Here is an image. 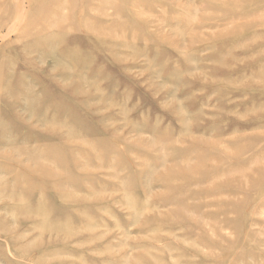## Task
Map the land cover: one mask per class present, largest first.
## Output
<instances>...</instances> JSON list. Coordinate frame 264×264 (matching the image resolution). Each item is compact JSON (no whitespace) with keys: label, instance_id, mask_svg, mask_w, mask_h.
I'll list each match as a JSON object with an SVG mask.
<instances>
[{"label":"rangeland","instance_id":"374dc122","mask_svg":"<svg viewBox=\"0 0 264 264\" xmlns=\"http://www.w3.org/2000/svg\"><path fill=\"white\" fill-rule=\"evenodd\" d=\"M0 264H264V0H0Z\"/></svg>","mask_w":264,"mask_h":264},{"label":"bare ground","instance_id":"6f19581e","mask_svg":"<svg viewBox=\"0 0 264 264\" xmlns=\"http://www.w3.org/2000/svg\"><path fill=\"white\" fill-rule=\"evenodd\" d=\"M22 3H24V2H22ZM23 6H25V5H23ZM26 13H27L26 11H24V10L22 11V14L26 15Z\"/></svg>","mask_w":264,"mask_h":264}]
</instances>
